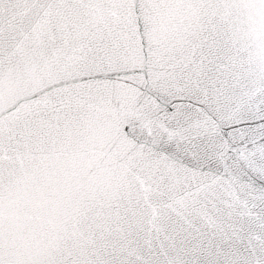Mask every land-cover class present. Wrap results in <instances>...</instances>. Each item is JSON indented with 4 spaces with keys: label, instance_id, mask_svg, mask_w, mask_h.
I'll return each instance as SVG.
<instances>
[{
    "label": "snow or ice",
    "instance_id": "6c2138e0",
    "mask_svg": "<svg viewBox=\"0 0 264 264\" xmlns=\"http://www.w3.org/2000/svg\"><path fill=\"white\" fill-rule=\"evenodd\" d=\"M0 264H264V0H0Z\"/></svg>",
    "mask_w": 264,
    "mask_h": 264
}]
</instances>
